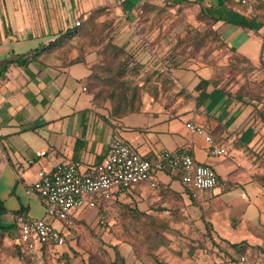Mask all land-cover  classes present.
I'll return each mask as SVG.
<instances>
[{
	"label": "crops",
	"instance_id": "1",
	"mask_svg": "<svg viewBox=\"0 0 264 264\" xmlns=\"http://www.w3.org/2000/svg\"><path fill=\"white\" fill-rule=\"evenodd\" d=\"M141 1L0 0V200L5 207L0 225L11 226L0 236V264H18L20 259L15 247L16 213L21 211L54 224L45 215L39 198L28 192L37 172L49 171L58 163H72L78 171L87 172L107 155L114 139L125 142L146 159L161 150L175 152L191 144L194 159L210 166L217 175L218 186L194 201L199 208L208 209L207 217L219 237L226 239L221 226L238 235L252 224L251 219H261L264 154L254 158L249 152L264 153V107L252 98L237 93L229 96L227 90L223 91L221 68L162 65L158 67L161 75L154 73L158 68H144L137 78L144 90L132 110L123 111L115 107L116 103L98 101L89 92V78L102 65L103 48L88 44L82 49L68 48L75 44V37L60 36L74 32L75 22L81 23L91 15L94 23L106 18L115 26L123 24L136 10L140 12L149 5L140 6ZM195 1L209 12L203 0ZM215 1L212 7L220 8L221 3ZM101 9L110 15L95 16L93 12ZM241 28L224 21L214 26L225 42L231 45L230 41H237L236 47L243 39H257L260 62L264 59L263 38L241 34ZM121 36L115 34V40ZM235 54L249 62L245 53L237 54L235 50ZM147 72L150 76L146 77ZM203 92L206 99L198 106ZM222 107L224 112L218 113ZM187 123L201 126L215 146L226 150L224 158H211L204 138L192 134ZM40 152L44 155L38 156ZM155 179V186L142 183L118 195V199L130 200L142 211L172 198L191 200L179 176L165 172ZM237 186H251V216L247 207L233 212L234 201L248 196L244 191L233 193ZM235 218L236 228L232 224ZM43 253L48 259L50 251Z\"/></svg>",
	"mask_w": 264,
	"mask_h": 264
},
{
	"label": "rangeland",
	"instance_id": "2",
	"mask_svg": "<svg viewBox=\"0 0 264 264\" xmlns=\"http://www.w3.org/2000/svg\"><path fill=\"white\" fill-rule=\"evenodd\" d=\"M203 1L208 4L209 12L199 7L202 4L195 0H170L147 6L140 12L136 10L118 26L106 18L94 23V15H91V20L82 21L87 35L83 38L74 36L75 44L71 46L82 49L85 44L90 47L100 45L103 48L100 53H104L100 59L102 65L90 77L89 92L98 101L115 103L119 100L123 109L128 103L125 108L129 110L137 106L144 90L137 82L142 69L160 68L162 65L174 68L179 65H211L222 69V90H227L229 96L242 94L264 107V66L258 63L261 54L258 40L253 37L247 41L241 39L239 47H236L237 41L232 40L231 46L214 29L217 18L221 16L247 22L248 26L242 27L239 33L263 38L264 10L256 7L251 12L232 0H218L221 7L214 9L211 4L216 3L215 0L212 3ZM96 15L108 17L110 14ZM115 34L122 36L116 41ZM108 44L115 46V50L104 49ZM235 50L237 54L245 53L249 62L236 56ZM159 68L154 73L161 75ZM148 72L144 76H150ZM118 94L123 97H116ZM224 110L222 107L218 113ZM249 154L261 158L264 153L250 151ZM209 156L224 158V155ZM250 188L237 186L233 189V193L244 191L248 195L246 200L239 196V200L234 201L233 212L247 207L251 216L253 210L248 207ZM118 194L123 195L124 192L119 191ZM260 197L261 219L258 222L251 219L252 224L238 232L239 238L234 231L221 226L225 228L221 229L223 235L226 234V239H223L214 231L207 217L208 209L199 208L194 200L172 198L142 211L130 200L121 201L115 196L107 209L101 212L88 207L75 210L73 227L54 220L53 227L66 234V243L52 250L47 248L50 255L44 264H111L115 258L114 246L126 264H239L237 254L228 245L239 242L245 248V257L264 264V191ZM230 217L233 219L235 216ZM236 223L238 218L232 221L235 228ZM19 258L18 264H25Z\"/></svg>",
	"mask_w": 264,
	"mask_h": 264
},
{
	"label": "built area",
	"instance_id": "3",
	"mask_svg": "<svg viewBox=\"0 0 264 264\" xmlns=\"http://www.w3.org/2000/svg\"><path fill=\"white\" fill-rule=\"evenodd\" d=\"M168 1L142 0L140 6ZM232 1L251 12L259 5L264 6V0ZM79 25L80 21H76L75 26ZM186 128L192 134L204 138L212 156L226 154L224 148L215 146L201 126L187 123ZM191 149V144L187 143L175 152L161 150L152 159H146L125 142L114 139L109 144L107 155L87 172L78 171L72 163H58L49 171H38L28 192L39 198L48 218L62 221L67 227L75 226L72 219L75 210L84 207L97 210L101 204H109L119 195V191L130 192L144 182L155 186V177L159 173L169 172L179 176L182 184L188 188L190 197L197 200L202 194L214 190L218 186V179L210 166L194 159ZM37 155L43 156L44 152ZM15 223L19 244L29 256L30 264H40L43 249L66 243V234L56 230L44 219L18 215ZM240 261L241 264H253L245 256Z\"/></svg>",
	"mask_w": 264,
	"mask_h": 264
},
{
	"label": "trees",
	"instance_id": "4",
	"mask_svg": "<svg viewBox=\"0 0 264 264\" xmlns=\"http://www.w3.org/2000/svg\"><path fill=\"white\" fill-rule=\"evenodd\" d=\"M150 5H153L154 6V4H149V5H146L145 7H147V6H150ZM144 7V8H145ZM257 7H260V8H262L263 10H264V6H262V5H259V6H257ZM255 10V9H254ZM103 12V10L101 9V10H95L93 13L94 14H101ZM89 20H91V17H89L88 18ZM216 21H224V22H227V23H229V24H232V25H236V26H240V27H243V28H245V27H247L248 26V23L247 22H245V23H243V22H237V21H234V20H230V19H224L223 17H221V16H219L218 18H217V20ZM90 23V22H89ZM91 24V23H90ZM260 25V24H259ZM260 26H262V25H260ZM75 28H76V30L74 31V32H72V33H68V34H62L61 36H60V38L62 39H64L65 38V36H66V38H68V36L69 37H71V36H76V35H79V36H81L82 38L84 37V36H86L87 34H86V30H84L83 28H84V26H82L81 25V23H80V25L78 26V27H76L75 26ZM86 31V32H85ZM72 34V35H71ZM263 36V35H262ZM59 38V39H60ZM263 40H264V37H263ZM73 48V46H71V45H69L68 46V48ZM106 47L107 48H104V49H112V50H115V46H112L111 44H108V45H106ZM79 49V48H78ZM81 49V48H80ZM116 52H118V50H116ZM82 58H75L74 60H81ZM259 64L260 65H263L264 66V60H260V62H259ZM123 65L121 64V67H122ZM118 67H119V65H118ZM107 71V70H106ZM96 73V70H94V72L91 74V76L93 75V74H95ZM90 76V77H91ZM89 80H90V78H89ZM241 96H243L242 94H240ZM110 96V95H109ZM116 97L118 96V97H123V96H119V94L118 95H115ZM111 98L112 97H114V96H110ZM206 99V94L203 92V93H201L200 94V98L197 100V105L199 106L204 100ZM115 107H120V108H122V110L123 111H126V108H125V106H127L128 105V103H125L124 105V109H123V107H121V105H118L119 104V100H116L115 101ZM131 106H132V103L130 104ZM118 109V108H117ZM133 109V108H132ZM132 109H129V110H132ZM262 186H264V179H262ZM191 198V197H190ZM191 200H192V198H191ZM109 206V204H101L99 207H98V211L99 212H101L102 210H106L107 209V207ZM5 212V207H4V204H3V202L0 200V216L3 214ZM132 213H134L133 211H132ZM18 215H24V213L23 212H18V213H16V216H18ZM14 225H15V223H14ZM14 225H12V228H14ZM15 228H16V231H17V233H18V239H19V232H18V227H17V225H15ZM9 229H11V226H6V227H2L1 225H0V236H2V235H4L5 233H7V231L9 230ZM225 241V240H224ZM228 244V243H227ZM229 246H230V248L231 249H233V251H234V254H237V261H238V263L239 264H241V261H240V258L242 257V256H244L245 254H244V252H245V248L242 246V244H241V242H239V243H231V244H228ZM15 247H16V250H17V252H18V255L22 258V260H23V262L25 263V264H30V258H29V256L22 250V246L19 244V243H16L15 244ZM49 248H51V250L53 249V248H56L55 246H51V247H49ZM44 250H46V249H43L42 250V252H41V256H43L42 257V259H40L39 260V262H40V264H44V261L47 259L43 254V251ZM113 252H114V255H115V258H114V261L111 263V264H126L125 263V260L120 256V252H119V250H118V248L116 247V246H114L113 247ZM249 260V259H248ZM249 262L250 263H253V264H259L257 261H255V260H249Z\"/></svg>",
	"mask_w": 264,
	"mask_h": 264
}]
</instances>
